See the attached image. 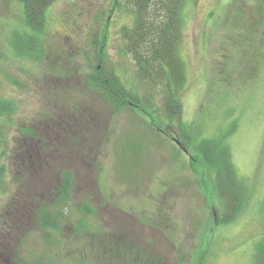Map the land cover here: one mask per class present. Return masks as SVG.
<instances>
[{
    "label": "rangeland",
    "instance_id": "rangeland-1",
    "mask_svg": "<svg viewBox=\"0 0 264 264\" xmlns=\"http://www.w3.org/2000/svg\"><path fill=\"white\" fill-rule=\"evenodd\" d=\"M117 1L113 11L115 0H57L40 52L19 57L15 44L31 31L21 4L0 0V93L16 112L0 177V264H264V0H187L179 53L190 147L163 110L150 108L152 130L90 86L100 57L144 95L121 35L134 16ZM191 138L230 148L246 200L227 225H215V175L192 160ZM133 142L144 148L137 160ZM67 171L69 202L55 211ZM42 204L67 214L51 245L35 223Z\"/></svg>",
    "mask_w": 264,
    "mask_h": 264
},
{
    "label": "trees",
    "instance_id": "trees-1",
    "mask_svg": "<svg viewBox=\"0 0 264 264\" xmlns=\"http://www.w3.org/2000/svg\"><path fill=\"white\" fill-rule=\"evenodd\" d=\"M9 1H16L21 4L24 11V26L31 31L30 34L25 33L23 43L15 44L16 51L20 53L18 56L26 57L40 52V45L44 43L43 37L48 29L47 13L57 0ZM125 2L134 16V20L131 27L122 29L121 35L125 44V53L135 65V74L141 87H143L144 95L141 96L138 91L128 90L115 73V70L111 66L107 68L105 61L100 57L96 58L98 65L94 75L89 79V84L104 94L116 111H129L133 114H140L152 130L156 129L157 124L153 120V113L149 112L150 108L163 110L165 120L170 125L176 121L180 130L182 129L180 132L181 138H184L185 142L190 144L185 139L184 107L181 100V93L187 84L186 66L179 53L183 40L184 9L187 0H125ZM120 7L119 1L115 0L113 11ZM37 35H41L42 38ZM95 44L102 48L105 39L102 42H95ZM15 113L14 102L5 99L0 93L1 179L5 178L7 174L6 165L4 164L9 155L7 152V139L9 131L14 125ZM19 130L24 136L29 134V130L25 127H21ZM186 137L189 139L188 136ZM193 144L191 138V147L195 152L192 160L198 162L200 166H203L202 164L208 166L210 172L215 175L212 188L222 205L220 217L215 225H227L240 215L246 200V190L232 163L230 148L225 144V139H205ZM130 149H133L134 158L137 160L144 148L142 144L133 142L128 147V150ZM128 150L124 149L122 158L127 155ZM63 175L64 196L56 200L53 207L55 211L62 207L64 210V206L69 202L66 193L70 189L72 173L67 171ZM81 210L82 214L87 217L94 213L88 205L83 206ZM65 215L67 214L63 211H59L55 215V212L44 204L37 209L35 214L37 229L40 232H48L46 238L50 245L53 243L52 237L54 234L60 233L63 228L61 220H65ZM258 256L259 260L263 261L264 242L260 245ZM203 261L204 258L201 257L197 264H203Z\"/></svg>",
    "mask_w": 264,
    "mask_h": 264
},
{
    "label": "flooded vegetation",
    "instance_id": "flooded-vegetation-1",
    "mask_svg": "<svg viewBox=\"0 0 264 264\" xmlns=\"http://www.w3.org/2000/svg\"><path fill=\"white\" fill-rule=\"evenodd\" d=\"M172 142H174V138H172V140H171Z\"/></svg>",
    "mask_w": 264,
    "mask_h": 264
}]
</instances>
